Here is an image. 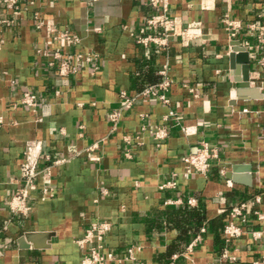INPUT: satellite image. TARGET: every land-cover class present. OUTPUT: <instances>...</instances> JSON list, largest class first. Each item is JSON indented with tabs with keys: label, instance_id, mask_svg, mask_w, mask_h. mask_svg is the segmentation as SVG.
Returning a JSON list of instances; mask_svg holds the SVG:
<instances>
[{
	"label": "crops",
	"instance_id": "obj_1",
	"mask_svg": "<svg viewBox=\"0 0 264 264\" xmlns=\"http://www.w3.org/2000/svg\"><path fill=\"white\" fill-rule=\"evenodd\" d=\"M169 7L184 24L200 21L201 37L187 45L175 37L165 46L137 43L147 16L159 10L148 0H20L17 13L0 2V264H80L77 240L93 221L110 223L105 251L125 264L129 247L143 264H251L264 256L263 237L252 235L264 231L254 212L264 213V46L256 38L264 0H171ZM35 13L79 42L49 43ZM227 19L239 22L232 39ZM234 40L248 42L250 85L262 98L236 93ZM61 61L75 70L60 74ZM164 79L167 102L142 94ZM25 91L34 106L21 101ZM121 91L132 98L129 107ZM158 129L167 131L161 139ZM30 141L40 143L39 173L23 215L8 201L23 184ZM204 142L219 159L206 175L187 173L183 158ZM235 164L249 168L233 172ZM233 173L248 174L249 183ZM168 180L175 186L159 188ZM241 202L245 231L229 245L236 259L227 262L223 227ZM30 231L50 232L47 246L22 238Z\"/></svg>",
	"mask_w": 264,
	"mask_h": 264
},
{
	"label": "built area",
	"instance_id": "obj_2",
	"mask_svg": "<svg viewBox=\"0 0 264 264\" xmlns=\"http://www.w3.org/2000/svg\"><path fill=\"white\" fill-rule=\"evenodd\" d=\"M150 5L158 8L159 10L151 13L145 19L146 33L140 34L136 37V42L140 45L147 47L150 44L165 46L170 37H175L183 45L189 44L192 40L200 38L202 35L200 21H189L184 24L179 16L172 15L170 13L171 0H148ZM3 5L7 7H13L14 13L18 12L20 0H0ZM34 24L38 29H44L46 32L47 41L58 42L60 45H76L79 42V37L75 34H71L68 31L60 30L56 28L51 22L42 18L38 13L34 14ZM226 29L229 34V38L232 39L236 35V30L239 27V22L233 19H227ZM254 29V26H253ZM257 41L260 45L264 46V25L258 27ZM248 42L244 43V47ZM58 55L56 54V57ZM81 54H77L79 58ZM86 60H91L90 55H86ZM261 63H264V57L260 59ZM75 68L70 66L67 61H61L58 72L65 75ZM169 85L167 79L161 81L156 87L149 86L145 88L142 94L157 95L162 102H167L168 98L162 90H166ZM123 105L129 107L132 103V98L128 97L124 91L120 93ZM21 101L29 106L36 104V97L33 93L25 91L22 95ZM119 116L117 111L110 114L112 121H116ZM186 131V129H185ZM165 129H158L155 133L157 139H161L166 135ZM128 142V139L125 138ZM40 143L38 141H30L27 143L24 159L20 164L19 177L23 184L16 188L11 198L8 201L9 209L14 213H20L26 215L30 210L29 200L31 198L30 191L36 187L35 178L39 173L38 170V157H39ZM219 159V153L216 147L204 142L199 145L195 151L188 153L184 158V168L187 173H196L200 175H206L210 172L214 160ZM223 172V169H220ZM175 186V181L168 180L161 184L159 188ZM50 191L44 187L43 194H50ZM256 202H259V197H256ZM187 202H191L188 200ZM246 203L241 202L232 206L228 210V220L223 227L224 235V248L221 258L227 262H233L236 256L232 254L229 245L234 239L241 236L244 230V222ZM258 218H264V213L259 210L254 211ZM111 225L108 221H93L85 229L82 237L77 240L78 245L82 250L80 264H107L110 261L117 260L118 264H125L121 259H116L113 252L105 251L104 239L110 231ZM205 228H201V232H204ZM264 231L255 230L252 231V235L255 239H260L264 236ZM202 240L200 235L196 236L186 246V251L190 252L193 248L199 244ZM125 259L130 260L126 264H143L135 260L133 256V247L127 248V257ZM190 264H197L191 259ZM251 264H264V256L260 259L254 260Z\"/></svg>",
	"mask_w": 264,
	"mask_h": 264
},
{
	"label": "water",
	"instance_id": "obj_3",
	"mask_svg": "<svg viewBox=\"0 0 264 264\" xmlns=\"http://www.w3.org/2000/svg\"><path fill=\"white\" fill-rule=\"evenodd\" d=\"M230 66L234 69V87L236 93L240 97H246L251 99L262 98L263 93L256 87H251L249 80L250 64H249V53L243 47L239 45L237 40L232 41V49L229 52ZM240 168L248 169L246 165H233L232 171L235 172ZM233 179L241 181L243 183H249L250 176L245 175H235L233 173ZM51 233L50 232H26L23 235L27 242H31L33 246L45 247L47 246L44 242V239L47 238ZM20 238L18 241L20 245H26L28 243L23 242V239Z\"/></svg>",
	"mask_w": 264,
	"mask_h": 264
}]
</instances>
